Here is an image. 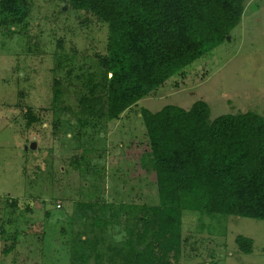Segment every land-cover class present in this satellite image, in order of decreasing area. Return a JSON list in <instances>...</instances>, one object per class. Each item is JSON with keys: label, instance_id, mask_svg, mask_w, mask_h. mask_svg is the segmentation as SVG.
Returning <instances> with one entry per match:
<instances>
[{"label": "rangeland", "instance_id": "rangeland-1", "mask_svg": "<svg viewBox=\"0 0 264 264\" xmlns=\"http://www.w3.org/2000/svg\"><path fill=\"white\" fill-rule=\"evenodd\" d=\"M2 2L0 264H71L73 240L94 236L99 203L116 211L157 204L151 170L132 156L148 142L142 109H189L204 100L211 120L248 111L264 117V0H246L240 24L222 44L114 120L86 118L79 106L90 77L99 78L108 25L65 0H25L23 21L2 22ZM201 212L184 211L177 264H264V220ZM128 216L98 230L107 244H124L126 226L133 227ZM240 234L253 239L251 253L239 249Z\"/></svg>", "mask_w": 264, "mask_h": 264}, {"label": "trees", "instance_id": "trees-1", "mask_svg": "<svg viewBox=\"0 0 264 264\" xmlns=\"http://www.w3.org/2000/svg\"><path fill=\"white\" fill-rule=\"evenodd\" d=\"M24 1L3 0L2 22L23 21ZM65 1L108 25L107 52L98 55L99 78L90 77L79 106L86 118L114 120L222 44L240 24L246 0ZM58 84L55 78L56 100ZM141 116L148 142L132 156L151 170L149 184L158 202L122 204L117 211L99 203L102 213L95 209L90 228L94 236L82 232L73 240L71 264H177L185 210L264 220L262 115L248 111L211 120L209 104L198 100L189 109L144 108ZM122 212L129 222L135 220L133 227L126 226L129 236L123 245L107 244L98 230L118 222ZM139 223L140 231L135 229ZM253 242L242 234L236 239L243 253L253 251Z\"/></svg>", "mask_w": 264, "mask_h": 264}, {"label": "water", "instance_id": "water-1", "mask_svg": "<svg viewBox=\"0 0 264 264\" xmlns=\"http://www.w3.org/2000/svg\"><path fill=\"white\" fill-rule=\"evenodd\" d=\"M31 147H32V148H35V147H36V144H35V143H33V144L31 145Z\"/></svg>", "mask_w": 264, "mask_h": 264}]
</instances>
